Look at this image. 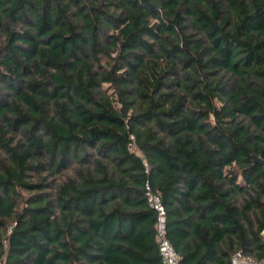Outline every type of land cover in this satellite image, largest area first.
<instances>
[{"label":"trees","instance_id":"obj_1","mask_svg":"<svg viewBox=\"0 0 264 264\" xmlns=\"http://www.w3.org/2000/svg\"><path fill=\"white\" fill-rule=\"evenodd\" d=\"M148 179L182 264L264 261V0H0V264H161Z\"/></svg>","mask_w":264,"mask_h":264},{"label":"built area","instance_id":"obj_2","mask_svg":"<svg viewBox=\"0 0 264 264\" xmlns=\"http://www.w3.org/2000/svg\"><path fill=\"white\" fill-rule=\"evenodd\" d=\"M128 150L141 156L145 172L149 175L150 168L146 159L137 148L134 136L131 137V143ZM145 197L149 207L156 213V243L159 248L161 264H182L181 255L177 253L168 238L166 207L164 206L160 195L153 190L149 179L145 182ZM231 264H264V261H259L250 255L244 254L242 251H238L231 257Z\"/></svg>","mask_w":264,"mask_h":264},{"label":"rangeland","instance_id":"obj_3","mask_svg":"<svg viewBox=\"0 0 264 264\" xmlns=\"http://www.w3.org/2000/svg\"><path fill=\"white\" fill-rule=\"evenodd\" d=\"M229 171H232V170H234L235 168H234V166H229L228 168H227ZM241 179H239V181H240Z\"/></svg>","mask_w":264,"mask_h":264}]
</instances>
